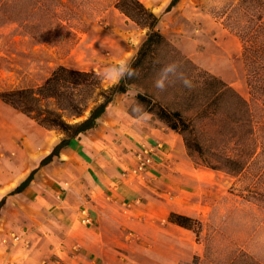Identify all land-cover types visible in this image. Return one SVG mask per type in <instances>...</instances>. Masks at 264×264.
I'll return each instance as SVG.
<instances>
[{
    "label": "rangeland",
    "instance_id": "rangeland-1",
    "mask_svg": "<svg viewBox=\"0 0 264 264\" xmlns=\"http://www.w3.org/2000/svg\"><path fill=\"white\" fill-rule=\"evenodd\" d=\"M142 1L160 16L159 29L185 54L248 98L258 142L243 171L211 169L205 160L214 162L213 154L219 150H234V140L225 145L213 125L198 122L205 156L193 152L191 159L212 172V182L203 189L201 199L190 196L206 208L199 217L198 236L194 232L202 251L181 264H264V103L250 94L240 37L215 16L233 0H179L170 10L172 0ZM116 2L0 0V91L39 85L59 65L101 72L120 58L132 60L147 31L121 12ZM137 90L132 86L118 102L133 98ZM132 109L139 112L142 107ZM185 113L194 114L193 109ZM37 126L0 100V202L4 200L0 264L22 255L28 257L27 264H77L74 256L81 247L76 231L81 226L69 224L78 218L85 227L92 223L84 221L79 195L68 197L69 184L53 191L52 177H44L34 183L37 197L11 193L15 183L40 164V159L32 157L33 144L28 139V133L40 136ZM54 168L60 171L62 165ZM47 201L59 207L50 211ZM63 204L73 206L83 217L66 213Z\"/></svg>",
    "mask_w": 264,
    "mask_h": 264
},
{
    "label": "crops",
    "instance_id": "crops-1",
    "mask_svg": "<svg viewBox=\"0 0 264 264\" xmlns=\"http://www.w3.org/2000/svg\"><path fill=\"white\" fill-rule=\"evenodd\" d=\"M127 94L117 95L97 126L74 139L54 161L39 164L34 179L22 193L37 197L34 183L40 178L52 177L53 191L65 189L64 184L68 183V197L79 195L80 205L91 216L92 224L85 227L79 218L68 223L81 226L76 231L81 247L74 256L77 264L189 262L202 251L195 233L171 222L169 217L172 212L198 218L205 213L206 208L197 205L190 196L202 198L212 172L191 159L179 132L150 112L131 113L134 98L118 102ZM20 113L40 129H37L40 136L28 133V139L33 144L29 149L33 159L41 162L58 144L61 133ZM18 139L15 136V144ZM140 154L152 158L146 171L137 170ZM55 164L62 165V169H55ZM29 175L15 183V188ZM47 203L50 211L59 207ZM62 207L66 213L79 215L73 206L63 204ZM28 261L22 255L7 264Z\"/></svg>",
    "mask_w": 264,
    "mask_h": 264
},
{
    "label": "trees",
    "instance_id": "trees-1",
    "mask_svg": "<svg viewBox=\"0 0 264 264\" xmlns=\"http://www.w3.org/2000/svg\"><path fill=\"white\" fill-rule=\"evenodd\" d=\"M178 1L172 0L168 9ZM116 7L147 31L131 60L132 67L139 71L138 77L106 85L99 72L93 69L59 65L39 85L0 91L1 101L26 113L45 128L61 133L60 141L41 160L40 166L54 161V157L74 139L95 128L115 97L129 93L131 86H136L138 90L133 95L131 113L150 112L179 132L190 157L193 152L205 156L198 122L213 125L223 143L227 145L229 140H234L235 147L230 152H214L216 160H205L206 166L229 173L243 171L247 158L258 145L248 98L185 54L159 29L160 16L142 0H117ZM215 16L240 37L250 94L264 103V0H233ZM173 62L180 65L193 87L186 88L177 81L161 92L154 87V81L159 69ZM133 106L142 109L134 112ZM192 109L194 114L185 113ZM37 170L35 168L11 193L24 192ZM3 205L4 200L0 202V211ZM169 220L191 229L197 236L202 226L198 217L183 213L172 212ZM247 259L246 255L241 256V260L247 262Z\"/></svg>",
    "mask_w": 264,
    "mask_h": 264
},
{
    "label": "clouds",
    "instance_id": "clouds-1",
    "mask_svg": "<svg viewBox=\"0 0 264 264\" xmlns=\"http://www.w3.org/2000/svg\"><path fill=\"white\" fill-rule=\"evenodd\" d=\"M98 75L105 81L118 83L121 80H131L139 76V71L132 67V62L128 58H120L105 66ZM179 81L184 87L192 88L191 80L180 70L178 63H169L161 67L154 81V87L163 92L168 86ZM139 109H134L137 111Z\"/></svg>",
    "mask_w": 264,
    "mask_h": 264
},
{
    "label": "built area",
    "instance_id": "built-area-1",
    "mask_svg": "<svg viewBox=\"0 0 264 264\" xmlns=\"http://www.w3.org/2000/svg\"><path fill=\"white\" fill-rule=\"evenodd\" d=\"M139 157H140V159H139L140 162H139V165L137 167V170L146 171V169L149 167V165L152 164V158L150 156H147V155L144 156L142 154H140ZM84 221L88 224L92 223L91 216L88 213L85 214Z\"/></svg>",
    "mask_w": 264,
    "mask_h": 264
}]
</instances>
